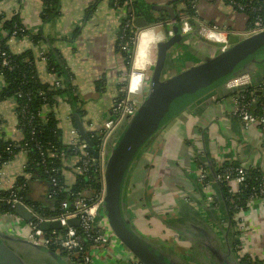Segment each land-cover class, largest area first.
Wrapping results in <instances>:
<instances>
[{
  "label": "crops",
  "instance_id": "0c3cea01",
  "mask_svg": "<svg viewBox=\"0 0 264 264\" xmlns=\"http://www.w3.org/2000/svg\"><path fill=\"white\" fill-rule=\"evenodd\" d=\"M195 1L196 13L202 22L222 27L233 41L244 36L247 18L243 13L224 0ZM135 2L139 9L136 17L141 15V11L147 21L154 24L143 32L148 31L155 42V47L149 49L142 59L144 53L142 49L138 50V38L135 64L138 69L132 73L133 84L137 85L143 78L142 69L147 72L143 95L136 96V100L140 101L156 59L157 44L173 36L175 30L171 23L150 22L164 12L171 13L172 0ZM152 6H167L168 10L158 11ZM183 7L182 3H177L176 9ZM42 8L41 0H0V14L6 18L17 14L26 28L40 33L42 37L37 46H33L27 38L12 39L8 43L10 50L22 52L31 48L38 57V53L51 47L67 74L66 82L71 86L72 96L58 97L57 104L54 107L44 106L43 113L54 110L62 132L61 139L63 143L71 144L80 135L77 134L75 115H78L87 132H99L112 118L118 86L125 81L128 71L125 58L117 48L118 27L125 8L116 7L113 0H59L58 13L48 21L41 18ZM170 29L173 31L171 36L167 34ZM204 42L208 41L198 36L196 31L189 33L181 45L173 47L172 58L180 66H185L197 61L195 50L212 55L214 50ZM36 69L43 83L53 84L57 75L47 70L44 60L37 58ZM233 94L234 91H212L199 99L168 123L138 159L126 186L125 202L135 226H140L144 235L154 240L172 235L164 228L162 220L181 209L183 199L196 193V165L193 161L196 152L206 153L215 167L223 162L239 161L259 167L264 172V127L252 125L247 130L242 129L240 121L231 114ZM256 94L264 100L257 90ZM14 110L13 99L0 102V131L6 137L18 140L22 138V133L17 127ZM23 157L18 153L5 165L4 184L23 174ZM68 167L64 174L70 183L74 180L75 170L71 165ZM43 187L42 182L34 184L33 195L40 197ZM0 222L4 228L6 220L0 218ZM244 222L249 226L245 251L252 257H264L263 201L254 200L250 204L244 213ZM148 225L151 226L150 231ZM94 254L95 264H123L129 255L116 239L111 241L107 250L99 249Z\"/></svg>",
  "mask_w": 264,
  "mask_h": 264
},
{
  "label": "water",
  "instance_id": "95a60500",
  "mask_svg": "<svg viewBox=\"0 0 264 264\" xmlns=\"http://www.w3.org/2000/svg\"><path fill=\"white\" fill-rule=\"evenodd\" d=\"M152 8L158 11L168 10L167 6H152ZM169 11L172 12V8H169ZM134 25L138 32H142L146 27L154 24L149 23L141 13L135 17ZM173 30H175L173 36L157 44V55L148 76L144 97L137 103L129 119H124L115 126L106 138L103 148L105 191L96 219L105 217L108 229L123 249L142 264L182 263L178 261L180 254L172 247L165 246L160 243L161 241L148 238L138 231L131 220L130 212L127 211L126 186L140 156L168 123L188 110L199 99L212 91H224V93L236 91L225 87L228 80L247 74L255 83L264 85V30L244 35L227 47L214 50L212 55L193 50L195 54L197 53V61L185 66H180L172 58V49L175 45H181L188 34H181L177 24L173 25ZM257 93L264 96V89L258 90ZM75 118L80 136L88 145L89 152L95 159H99L100 147L88 137L78 115H75ZM193 161L196 165V193L187 197L191 203L186 200L187 198L183 200L194 213H187V220L194 219L201 227L210 228L216 239L215 242L223 241L228 245L226 251H222L217 244L209 243L207 248L212 261L208 264L212 262L213 264H248L245 260L238 262L237 255L232 251L234 233L231 217L215 182L213 162L203 152H196ZM199 164L207 168V175L212 179L210 189L214 190V198L220 199L218 207L225 209L226 228L220 223L221 216L217 214L216 217L212 214V212L216 214L217 209L208 199L210 194L197 179ZM13 212L24 222L33 219V214L21 203L15 204ZM7 221L10 220L7 218ZM67 224L77 226L78 220L69 219ZM198 224L196 227H199ZM39 227L43 231L61 228L59 221H45ZM177 231L182 238L180 241L187 240V233ZM167 239L168 237L164 238ZM0 264L76 263L42 245L33 244L26 237L0 229Z\"/></svg>",
  "mask_w": 264,
  "mask_h": 264
},
{
  "label": "trees",
  "instance_id": "16d2710c",
  "mask_svg": "<svg viewBox=\"0 0 264 264\" xmlns=\"http://www.w3.org/2000/svg\"><path fill=\"white\" fill-rule=\"evenodd\" d=\"M114 1L115 0H113V3ZM124 1L125 0H119V3L115 4V6H123L126 10L128 5H125ZM224 1L229 4L228 1ZM237 1L247 4V9L244 11L236 10L243 13L247 18L244 32L251 31L255 15L259 14V12L249 9V7L258 8L261 4V0ZM41 2L43 6L41 18L43 21H48L58 13L59 0H41ZM135 3L134 0L132 2V7L137 15L139 9ZM177 3H182L184 7L181 10H177ZM172 5L171 13L167 14L164 12L157 17V19L150 22H155L156 20V24L166 25L170 23L172 19H175L176 23L172 25L177 24L179 27V21L181 19L180 14H183L190 18L194 28L197 27L195 18H197L198 15L196 13L195 0H172ZM141 13L140 11V14ZM13 31H16L17 37L28 34L33 46H37L42 38L40 33H33L25 28V25L22 24L17 14L9 18L0 14V77L2 80L0 102L8 99L14 100L17 127L22 133V138L17 141L6 137L5 134L0 131V164L4 161L9 162L16 154L20 153L23 148V153L26 155V162L23 168L24 174L16 178V182L25 181L27 183L26 189L22 192L23 202L32 207L33 211L41 218L53 217L61 212L60 205L63 201L71 203V201L77 197H83L84 199L94 197V192L100 189L102 185L100 169L96 161H94L87 171L79 172L76 167L80 165L82 153L84 151L89 152L87 147L83 149L79 148V146L84 143L83 138L78 135V141L76 143H63L61 139L62 132L58 127V120L54 110L51 109L46 114L43 113L44 106L54 107L57 104L58 97L66 96L70 98L72 96L71 86L66 82L67 74L59 62L54 49L48 47L46 51L38 53V57H36V53L31 48L22 52H12L7 41ZM228 42L233 43L235 41H233L231 37H228ZM129 46L130 50L128 52L121 51L117 46L118 50L121 51L125 58L128 69L127 74L131 69L134 56L131 42ZM3 51L5 52L4 58L7 61L6 64L2 62L3 56L1 52ZM37 58L44 59L46 68L50 73L63 78L62 86L54 87L53 84L43 83L40 80L36 69ZM125 85L126 82L124 81L118 86V89ZM260 103H264L261 97L255 100L251 105L252 109H259L261 106ZM77 134H79V132H77ZM87 134L96 146L100 145L103 136L100 131H88ZM25 143L27 146L24 145ZM37 143L45 147V159L43 162L41 161L39 150L36 148ZM7 147H9V149H7ZM52 152H63V155L57 158L50 156ZM89 154L91 153L89 152ZM239 163V161H227L220 164V166H214L215 182L218 184L221 197H223L231 215L235 212L233 209L235 206L246 209L248 198L258 189L259 184L264 182V172L259 167H250L247 170L243 184L238 187V190L234 193L229 192V187L224 182L218 181L217 176L221 174L223 168ZM70 165L75 172L74 180L68 183L64 171L67 170ZM205 169L207 170L206 167ZM25 174L29 175V177L26 178L24 176ZM51 178L57 180V186L51 183ZM204 181L212 182V179L209 175H206ZM38 182H42L44 187L42 188L41 196L35 197L32 187ZM6 195L7 191L0 190V198ZM6 211H12V209L3 202H0V214ZM88 248L89 245L87 244L85 246V251H88ZM249 264H264V258L260 260L249 259Z\"/></svg>",
  "mask_w": 264,
  "mask_h": 264
},
{
  "label": "built area",
  "instance_id": "2783aa9c",
  "mask_svg": "<svg viewBox=\"0 0 264 264\" xmlns=\"http://www.w3.org/2000/svg\"><path fill=\"white\" fill-rule=\"evenodd\" d=\"M133 1L134 0L124 1L125 5H128V8L122 14L117 32V46L121 51L128 52L130 50V42L133 45L134 56L131 69L125 78L126 85L118 89V98H116V100L114 101L115 105L112 109V118L109 119L105 126L100 130L103 136L100 145L98 146L100 147L99 159H95L94 156L89 154L88 151H84L82 153V157L80 158V165L76 167L79 172H85L94 161H96V163L98 164L102 185L100 189L94 192V197L90 199L77 197L73 199L71 203L63 201L60 205L61 212L59 214L53 217L41 218L33 211L32 207L23 202L22 192L26 189L27 183L25 181L16 182V180H14L8 184H4V167L8 162L4 161L0 164V190L7 191V195L5 197H1L0 202H3L6 206L12 209V211L1 213L0 218L4 220L8 218L10 221H7L6 224L10 222L14 224V226L15 222H17L16 219L18 218L20 220V224H17V226L9 230V232L26 237L33 244L42 245L48 249L52 248L54 252L68 258L70 261L76 264H95L94 251H98L99 249L107 250V247L111 244V241L116 239L113 236L112 232H110V230L108 229L105 217H101L99 220H97L96 215L103 201L105 191L103 180V148L105 140L116 125H118L124 119H129V117L134 113L136 105L139 102L135 99V97L142 94L144 87L145 71L142 68H139V70L142 69L144 76L140 80V82L137 85H134L132 81V73L135 69H138L135 65L137 59L138 38L139 35L143 32H138L136 27L134 26L136 12L132 7ZM226 1H228L229 5L239 11H244L245 9H247V4L240 3L237 0ZM118 3L119 0L114 1V4ZM249 9L256 10L259 12V14L255 15L251 31L244 32V35L264 30V15H262L264 14V0H261V4L258 8L249 7ZM180 17L181 19L179 21V27L181 34H189L196 31L198 36L202 37L210 43L218 44L221 47H227L229 45L228 32L222 27L216 24H206L202 22L199 17H197L195 18L197 27L194 28L190 18L186 17L183 14H180ZM170 23H176V20L172 19ZM167 34L169 36L173 35L172 29L168 30ZM16 38L30 39L28 34L17 37L16 31H13L7 42L9 43L12 39ZM1 55L3 56V64H6L7 61L4 58L5 52H1ZM41 60L44 59L41 58ZM62 81V77L56 76V79L53 82V86H62ZM225 87L228 89H236L233 96L231 97V114L240 121L242 129L247 130L252 125L264 127V103H260L261 106L259 107V109L254 110L251 107L255 100L259 99L258 95L256 94V90L258 91L264 89V85H254L250 76L247 74H243L228 80L225 83ZM72 133H75V131H72ZM77 141H74V143H76ZM24 145L27 146L26 143ZM85 147L88 148V145L85 142L79 146V148L81 149ZM36 148L39 150V155L41 156V161L43 162L45 159V147H42L37 143ZM7 149H9V147H7ZM23 152L24 149L22 148L20 152L24 155V157L22 158V171L26 162V155ZM62 155L63 152L50 153V156H54L57 158ZM198 167L199 169L197 173V179L200 183H202L204 190L210 194L208 196V199L212 204L214 201L215 193L213 189H210L211 182L204 181L207 175V170L201 164H199ZM250 167L254 166H248L245 163L228 166L222 169V172L217 176V179L218 181L224 182L229 187V192L234 193L238 190V187L243 184L247 170ZM24 176L26 178L29 177V175L27 174H25ZM51 183L54 186H57V180L55 178H51ZM254 200H261L264 202V182H261L258 186V189L253 192L248 198L247 208ZM16 203L23 204L33 214V219L31 221L24 222L20 217L14 214L13 209ZM233 209L235 212L232 214L231 221L233 222L232 230L235 235L234 238L237 239L239 244L238 249H240V252L238 253V256H240L242 261H247L248 264L249 259H263L264 257L262 256L252 257L251 255H249L250 253H247L245 251L244 243L246 241L247 234L249 233V226L244 222V213L246 209L237 206L233 207ZM72 218L78 220L77 226H70L67 224V221ZM45 221H59L61 228H50L48 231H43L42 229H40L39 225ZM87 244L89 245V248L88 251H85V246ZM123 264L142 263L129 254L128 258L124 260Z\"/></svg>",
  "mask_w": 264,
  "mask_h": 264
},
{
  "label": "flooded vegetation",
  "instance_id": "af4514ba",
  "mask_svg": "<svg viewBox=\"0 0 264 264\" xmlns=\"http://www.w3.org/2000/svg\"><path fill=\"white\" fill-rule=\"evenodd\" d=\"M255 72V71H254ZM215 200L213 201V207L216 210V214L212 212V214L218 216H221V220L220 223L221 225H224L225 228L227 227L226 224V218H227V214L225 213V209L223 208H219L218 207V203L220 201L219 197L214 198ZM189 203L190 199L187 198L186 199ZM180 208L178 211H173L171 212L170 216L167 215L168 217L162 220V225L165 226L164 228H166L167 230H169L170 232H172V236H173V243H175L176 246L180 247L183 249L184 253H180L177 252L178 254H180V258L178 259V261L180 260V262L182 264H208L209 261L211 262L212 259L209 258V251L207 246L209 245V243L211 244H217L220 249L222 251H226V248L228 247V245H226L225 243H223V241L221 242H215V238L212 234V231L210 228L208 227H201L197 221L193 220H187V215L194 213L193 211H190L191 208L189 207L188 204L185 203V201H183V203L180 205ZM189 210V211H188ZM188 213V214H187ZM228 213L230 214V217H232L229 208H228ZM133 224H134V220L133 218H131ZM198 224L199 227H196V225ZM233 225V222L231 221V227ZM135 226V224H134ZM193 226V227H191ZM136 227V226H135ZM171 227V228H170ZM136 229L138 231H142L141 227L138 226V228L136 227ZM183 231V233H187V240H183L180 241L182 238L181 236H179V232L177 231ZM216 230V228H215ZM224 233V232H223ZM147 236V235H145ZM149 238V236H147ZM235 237V235H234ZM191 240V241H189ZM161 244L165 245L164 243H166L168 246L167 240H160ZM171 245V244H170ZM232 251L235 252V254L237 255V259L238 262H241V258L240 256H238V253L240 252L238 249V241L237 239L234 238L233 244H232ZM170 247V246H168ZM189 251V252H188ZM213 264V262L211 263Z\"/></svg>",
  "mask_w": 264,
  "mask_h": 264
},
{
  "label": "rangeland",
  "instance_id": "374dc122",
  "mask_svg": "<svg viewBox=\"0 0 264 264\" xmlns=\"http://www.w3.org/2000/svg\"><path fill=\"white\" fill-rule=\"evenodd\" d=\"M204 44H205V45H208V48H210L211 50H215V49H217L216 47H218V44H214V43H210V42H204ZM154 47H155V42L152 43L150 49H152V48H154ZM145 74H146V76H147V72H146ZM146 76H145V77H146ZM142 95H143V94H142ZM135 99H136V97H135ZM16 221H17L18 223L15 222V226H14V224H12V223L9 222V223H7V224L4 226V228L2 227V223L0 222V229H1V230H5V231H9V230L13 229L14 227H16L17 224H18V225L20 224V220H19L18 218L16 219ZM143 221H146V220H143ZM21 223H22V221H21ZM145 224H146V223H145ZM148 228H149V231H150L151 226L148 225ZM164 238H165V237H164ZM172 238H173V236H172V237H168L167 242L171 244V245L168 244V246L172 247L176 252L184 253V251H183L182 248L176 246L175 243H173V240H174V239H172ZM156 240L160 241V239H157V238H156ZM164 244L167 245L166 243H164ZM188 252H189V251H188Z\"/></svg>",
  "mask_w": 264,
  "mask_h": 264
},
{
  "label": "bare ground",
  "instance_id": "6f19581e",
  "mask_svg": "<svg viewBox=\"0 0 264 264\" xmlns=\"http://www.w3.org/2000/svg\"><path fill=\"white\" fill-rule=\"evenodd\" d=\"M152 43H153V39L152 37L149 36L148 31H144L143 33H141V35L139 36L138 50L142 49V53H144L142 59L148 53V50L150 49Z\"/></svg>",
  "mask_w": 264,
  "mask_h": 264
}]
</instances>
